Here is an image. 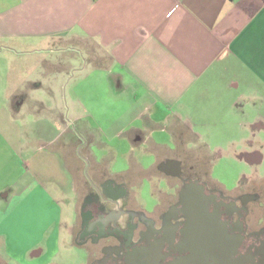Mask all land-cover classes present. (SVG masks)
I'll return each mask as SVG.
<instances>
[{"label": "crops", "instance_id": "0c3cea01", "mask_svg": "<svg viewBox=\"0 0 264 264\" xmlns=\"http://www.w3.org/2000/svg\"><path fill=\"white\" fill-rule=\"evenodd\" d=\"M82 62L105 77L103 91L122 108L120 114L98 118L82 91L75 97ZM66 92L73 96L70 107ZM77 120L78 136L72 128ZM182 133L189 136L181 138L188 146L196 138L207 151L215 149L216 157L245 160L257 179L264 177V0H0L5 263L39 262L70 240L78 174L84 171L66 152L75 154L79 142L100 143L103 155L113 157L110 164L96 160L104 171L123 162L117 170L122 184L139 194L142 184L153 182L152 171L166 165V143L178 142ZM149 158L154 161L147 164ZM20 171L28 177L13 192ZM39 205L51 217L45 238L35 244L40 251L29 259L31 248H14L17 223L46 221L31 215ZM67 206L75 211L69 222ZM53 233L55 245L49 240Z\"/></svg>", "mask_w": 264, "mask_h": 264}, {"label": "flooded vegetation", "instance_id": "af4514ba", "mask_svg": "<svg viewBox=\"0 0 264 264\" xmlns=\"http://www.w3.org/2000/svg\"><path fill=\"white\" fill-rule=\"evenodd\" d=\"M173 162L162 167L173 181L150 209L122 183L86 179L74 244L84 264H185L198 252L208 257L199 264H264V177L225 187L209 165Z\"/></svg>", "mask_w": 264, "mask_h": 264}, {"label": "rangeland", "instance_id": "374dc122", "mask_svg": "<svg viewBox=\"0 0 264 264\" xmlns=\"http://www.w3.org/2000/svg\"><path fill=\"white\" fill-rule=\"evenodd\" d=\"M86 60V59H85ZM82 69H79L78 65V78L74 81L77 82L74 86H76L75 90V97L78 98V91H82L87 97V104L88 106H91L98 116V118H112L113 116H117L122 111V108L118 105L117 102H113L110 98H107V94L103 91V85L105 80L104 78L100 79L101 76H97L94 70H92V65L88 66L86 68V63L82 62ZM92 73V74H91ZM88 74V77L85 79L83 77H86ZM72 93L66 92L64 95L66 100L67 107L72 106V99L73 96ZM45 99V95L43 96ZM89 98V100H88ZM51 102H53V98H50ZM92 102V103H91ZM68 115V110H67ZM83 119L84 121H90V114L89 110L88 112L83 113ZM104 122V121H103ZM72 128L77 132L78 136V120L74 122V125H72ZM182 136V137H181ZM178 138V142H170L166 143L169 146L168 151H161V157L165 158L162 160V164H170L174 163L173 161H177V163H181L183 166H187V162H189L190 165H194L195 169L201 168L203 165H209L210 168V174L211 178L214 181L219 182L220 184L224 185L225 187H234L238 184L239 181L245 180V179H251L252 175H255L254 169H252V166L250 164H247V162L244 160L243 162H235L231 159H221L219 157H216L215 155L218 154V152L215 149H208V151L202 147L201 142H199L196 138L194 141H191L189 143L190 146L187 145L186 142H182V139L188 138L186 134H181ZM164 139V138H163ZM166 140V139H164ZM200 144V145H199ZM100 143L92 142L90 140H83L82 142L78 143L77 149L75 154H73L71 151L66 152L67 160L69 162L74 161L72 156L77 159L78 166L80 168H83L84 174L81 176L78 174V200L80 201L82 198V192H84L85 187V180L90 179L94 175L95 172H99V178L102 179L105 177L106 179L116 181L119 183H122L123 181V174L118 172L121 167H123V162H117L112 168L111 172L104 171L103 169L99 168V166H103V164L98 165L96 163V160L103 161L104 163L107 161V164H110L113 162V157L108 155H103L102 147L100 146ZM264 152V149H263ZM168 156V157H167ZM175 156V157H174ZM178 156V157H177ZM26 156L23 155V160L25 161ZM167 159V160H166ZM174 159V160H173ZM28 160V159H27ZM166 160V161H165ZM153 158H149L146 163L150 164L153 162ZM222 161V162H221ZM102 163V162H101ZM178 163V165H179ZM160 165V166H161ZM262 170H264V161L261 165ZM258 170V169H256ZM260 170V169H259ZM159 168L155 171H152L153 174H155V178L153 179L152 183H145L142 184L144 187L138 196L141 194L142 201L141 204L146 206L147 208H152L153 205H155L156 198L158 199V196H160L162 191H167V189L170 187L169 183L173 181V178H170L166 176ZM19 172V171H18ZM152 174V175H153ZM261 174H264V171H261ZM23 171H20L19 182L23 180H27L28 175L25 174L24 176ZM257 175V174H256ZM129 176V175H128ZM134 180H137V175H132ZM160 176V177H159ZM162 178V179H161ZM168 180L169 182H167ZM22 185L21 182L18 185L13 186L14 188L13 192H17L18 188L21 189ZM20 200V199H18ZM15 201V204L18 205H26L27 203H31V201L25 202V203H17ZM77 201V202H79ZM43 206H46L48 203L47 201H41ZM43 206H33L31 209V215L36 216L37 218H45L46 221H40L32 219L30 220L34 224H30V222L20 221L17 223L19 230L17 231L18 234L15 235V243L14 248L18 252H23L25 249L31 248V252L27 256L29 259L34 258V252H38L41 249L40 247H35L36 243H42V240L45 238L46 234H44V225L47 224V222L50 220L49 215L44 210ZM51 206V205H50ZM52 208V207H51ZM80 208V205H79ZM53 210V209H52ZM42 215L40 216V214ZM75 214L74 206H67L65 207V221L69 222L73 218V215ZM74 225L73 231L70 240L67 239V243L64 244V247L62 246V249L59 250L58 253H55L50 257V254L48 253L44 258L39 259V262H33L30 264H44L45 262H51L52 264H84L87 256L83 252V250L79 249L78 246H73V244H76L78 241V230L80 229V217L78 216V211L74 218ZM54 235L50 237V241H52V245H55L56 242V233H53ZM72 241L73 244H70ZM78 245V244H77ZM7 257V256H6ZM7 264H18L14 261Z\"/></svg>", "mask_w": 264, "mask_h": 264}, {"label": "water", "instance_id": "95a60500", "mask_svg": "<svg viewBox=\"0 0 264 264\" xmlns=\"http://www.w3.org/2000/svg\"><path fill=\"white\" fill-rule=\"evenodd\" d=\"M209 256V254H208ZM205 258H208L204 255V253H201V252H198V253H193L192 255H190L189 257L186 258L185 260V264H193V263H197L199 264L198 262H202ZM222 260H228V258H223ZM144 264H149V262H145ZM175 264H181L180 262L178 263H175Z\"/></svg>", "mask_w": 264, "mask_h": 264}]
</instances>
